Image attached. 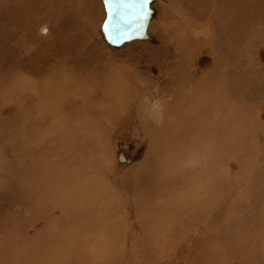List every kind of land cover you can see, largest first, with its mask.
Listing matches in <instances>:
<instances>
[{"label":"rangeland","instance_id":"rangeland-1","mask_svg":"<svg viewBox=\"0 0 264 264\" xmlns=\"http://www.w3.org/2000/svg\"><path fill=\"white\" fill-rule=\"evenodd\" d=\"M164 1L209 31L107 47L94 0H0V94L3 71L17 83L0 95V264H264V0ZM48 67L82 128L47 114ZM142 97L163 117H137Z\"/></svg>","mask_w":264,"mask_h":264},{"label":"bare ground","instance_id":"bare-ground-1","mask_svg":"<svg viewBox=\"0 0 264 264\" xmlns=\"http://www.w3.org/2000/svg\"><path fill=\"white\" fill-rule=\"evenodd\" d=\"M95 1V4H96V7H97V21L96 23L98 24L99 26V33L98 35L101 36V39L103 41V43L107 46V47H112V45H109V43H107L106 41V36L108 35L110 29H114L116 28V25L113 23V17L110 15V16H107V11L105 9V4H104V1L103 0H94ZM128 2V0H127ZM129 2L132 4H134V7H136L137 5V2H139L138 0H129ZM145 3V7L143 8V11H142V16H141V23L137 26H135L133 28V30H131V32H129V39L123 41L119 46L118 48H124V47H128V46H133V45H141L142 48H144L145 50L149 49L150 48V51H154V52H160L162 53L164 50H166L167 47H173V50L176 51L177 50V47H176V44L175 42L178 41V39L180 38V36H182L183 33H186V35L188 33H192V30H195V28L199 29L200 31H206L208 32L209 31V26H207L206 23H199V22H195L193 20H191L190 18H186V16L182 15L181 12L179 10H177L175 8V6L173 5L174 9H172V5L169 7V4L166 3L164 0H146L143 1ZM169 2V1H168ZM214 2V0H213ZM219 2V1H218ZM141 3V2H140ZM176 3V2H175ZM94 4V5H95ZM174 4V3H173ZM26 5H29V0H26V3H25V6ZM163 9V11H161L160 8H158V6ZM177 5V4H176ZM142 6H143V3H142ZM170 8V9H168ZM210 8L214 9L213 6H210ZM95 9V8H94ZM180 9V8H179ZM96 11V10H95ZM139 11V9H138ZM240 11V10H238ZM237 11V12H238ZM264 11V10H263ZM162 12V13H161ZM132 17L129 18V26L132 24V23H135L136 22V19H137V14H133L131 13L130 14ZM11 16V15H10ZM213 16V10H212V13H211V18ZM4 18V17H2ZM209 18V16H208ZM213 21L211 20L210 21V24L212 23ZM92 23H95L94 21H92ZM36 20H30L28 22V29H30L28 31V33H31L32 31V28H35L36 26ZM164 24H167V27L164 25ZM209 25V24H208ZM214 25V24H213ZM121 26H125V23L124 21H122L121 23ZM207 26V27H206ZM206 27V28H205ZM205 28V29H204ZM42 33H48L49 30H48V26L47 25H42V27L40 28ZM46 29V30H45ZM97 29V28H96ZM203 29V30H201ZM45 30V32H44ZM95 30V29H94ZM97 33L98 31L95 30ZM7 32V31H6ZM95 32V33H96ZM96 33V34H97ZM33 37V36H32ZM189 37V36H187ZM186 37V38H187ZM12 38V37H11ZM133 38V39H132ZM8 39V37H7ZM6 40V39H4ZM11 40V39H10ZM188 40V39H187ZM100 41V40H98ZM101 41V42H102ZM180 41V40H179ZM185 41V40H184ZM190 41V40H189ZM7 42V41H6ZM31 42V41H30ZM100 42V43H101ZM188 42V41H187ZM62 44H60V49L61 50H69V51H72L74 49H77V50H84L85 49V46L86 45H82L79 40L77 39H72V40H63L61 42ZM180 43V42H179ZM31 45V44H30ZM156 47L159 46V48L155 49L153 48V46ZM175 45V46H174ZM187 46H189V44L187 43ZM197 46V45H196ZM5 47V46H4ZM260 47V46H259ZM263 47V45H262ZM261 47V48H262ZM256 48V47H255ZM264 48V47H263ZM5 49V48H4ZM260 49V48H258ZM257 49V50H258ZM60 50V51H61ZM168 50V49H167ZM201 50V49H200ZM59 51V50H58ZM82 52H85V51H82ZM113 53V52H112ZM260 54V53H259ZM41 55V54H40ZM57 55V54H55ZM216 55V54H215ZM214 55V56H215ZM264 55V49L261 50V56ZM42 56V55H41ZM192 56V55H191ZM190 56V57H191ZM259 56V55H258ZM257 56V57H258ZM108 57V56H107ZM178 57V56H177ZM264 57V56H263ZM14 58V57H13ZM193 58V56H192ZM7 59V58H5ZM11 59V58H10ZM110 59V58H109ZM9 60V59H8ZM61 60V59H60ZM182 60V59H181ZM181 60L178 58L177 60H174V59H171L169 62H168V65H167V68L169 70H172V67H176V66H180L179 63H181ZM261 60H263V58H261ZM109 61V60H108ZM6 62V61H5ZM82 61H80L78 59V66L79 64L81 63ZM19 63L21 64V66H24L26 71L31 74V75H34L35 72H36V68L34 67V65L30 62L27 63V64H24L23 62H20ZM177 63L179 65H177ZM183 63V62H182ZM53 65V64H52ZM51 65V66H52ZM54 66V65H53ZM204 66V64H203ZM205 67V66H204ZM108 68V67H107ZM206 68V67H205ZM228 68V67H227ZM49 70L53 71V69H51L50 67H48ZM59 69V68H57ZM66 70H68L69 72H72L74 73V71L72 70V67L68 65V67H65ZM94 69V68H93ZM20 70V69H18ZM9 71H13V69H10ZM21 71V70H20ZM50 71V72H51ZM60 71V70H59ZM43 72H46V70L44 69ZM9 73V72H8ZM23 73V72H22ZM48 73V70L47 72ZM58 73L57 71H53V75H51V77H47V80H46V86L45 88L43 89V87L41 88V91L44 95V97L42 99L45 100L46 102V105L48 106L49 108V111L47 114L53 116V118H56L54 117V115L56 114H64V112L66 113L67 116H70L69 118L71 120H77V121H80L77 123V126L78 125H81L79 128H82L83 124H85L86 122H84L86 119H79L80 116L74 114V110H75V106H76V95L73 93L74 91V88H76V86L71 83L69 84V79H67L66 77H64L63 75L62 76H58ZM139 73V72H138ZM2 84H1V94L0 95H4L5 93H8L6 92L7 90V87H10L12 88L13 85L17 84V83H11L9 84L10 82V79L7 77L9 75H5V72L3 71L2 72ZM17 74V73H16ZM20 74V73H19ZM18 74V75H19ZM27 74V73H26ZM44 74V73H43ZM133 74V73H132ZM14 75V73L12 74ZM79 75H81L80 73H77V74H74V76L77 78ZM203 76V75H202ZM12 77V76H11ZM10 77V78H11ZM133 77V76H132ZM210 78V77H208ZM213 78V77H212ZM26 79V78H24ZM29 79V78H28ZM34 79V78H33ZM128 79V78H127ZM215 79V78H213ZM22 80V79H21ZM191 80V79H189ZM197 80V79H196ZM35 81V79H34ZM193 81V80H192ZM213 83V80H211ZM217 81V80H216ZM223 82V81H222ZM34 83L36 82H33L31 84V86L35 85ZM38 83V82H37ZM41 84V82H39ZM198 83H199V80H198ZM197 83V84H198ZM21 85V84H20ZM42 85V84H41ZM138 85V84H137ZM7 86V87H6ZM25 86V85H24ZM19 87V85H18ZM17 87V88H18ZM34 87V86H33ZM20 88V87H19ZM43 89V90H42ZM71 89V90H70ZM77 89V88H76ZM9 90H13L12 89H9ZM22 90V89H20ZM190 90V89H189ZM28 91L25 90V92ZM12 93V92H11ZM181 93V92H180ZM192 94V91L190 92H187V91H184V95L186 96V94ZM22 94V92H21ZM28 95V94H27ZM31 95V94H30ZM38 95V93H37ZM36 95V96H37ZM182 95V94H181ZM33 96V95H32ZM39 96V95H38ZM134 96V95H133ZM140 96H142L140 94ZM4 97V96H3ZM25 97V96H24ZM23 97V98H24ZM29 97V96H28ZM22 98V99H23ZM30 98V97H29ZM131 103L132 104H135L134 102V99L133 97H131ZM150 98V97H149ZM20 99V97H19ZM18 99V103H20L21 101ZM25 99V98H24ZM38 99V97H37ZM40 99V98H39ZM38 99V100H39ZM141 99V101L139 102V106L137 107L138 109H134L136 111V116L139 117L142 121H150V118L154 119V118H162L163 116L161 115L160 113V106L158 105V103H156L157 101H153L154 103H148V101L146 99H144L143 97L142 98H139ZM130 100V99H129ZM138 101V99H137ZM201 101V100H200ZM38 103V102H36ZM36 105V104H35ZM79 105V104H78ZM19 107V105H18ZM38 106H36L37 108ZM21 108V107H20ZM41 108V107H40ZM136 108V107H135ZM39 109V107H38ZM44 109V108H43ZM133 109V108H132ZM47 110V109H45ZM131 110V109H129ZM260 111L259 112V116L263 119L264 118V107H262V109H259ZM63 111V112H62ZM46 112V111H45ZM132 112V111H130ZM38 114V113H37ZM186 114V113H184ZM257 114V113H256ZM65 115V114H64ZM131 115V114H130ZM62 116V115H61ZM66 117V116H65ZM131 117V116H130ZM187 117V116H186ZM191 117L193 118H190L192 120H196L198 117H193V115H191ZM158 118V119H160ZM257 118H258V115H257ZM164 119H166V115H164ZM64 120V119H63ZM62 120V121H63ZM139 120V121H141ZM44 121V120H43ZM165 121V120H164ZM152 123V122H151ZM157 123V121H156ZM76 126V125H75ZM76 126V127H77ZM259 126V125H258ZM249 127V126H248ZM246 130V129H245ZM245 132V131H244ZM243 133V132H242ZM249 133V132H248ZM246 132V134H248ZM244 134V133H243ZM255 149V148H254ZM48 193V192H47ZM51 193V191H50ZM263 224V223H262ZM257 226V225H256ZM263 232V231H262ZM262 235V234H261ZM257 236V235H256ZM257 239V238H256ZM237 241V240H236ZM233 242V241H232ZM234 243V242H233ZM243 244V243H242ZM241 245V244H240ZM261 246V245H260ZM242 247V245H241ZM240 247V248H241ZM246 248V247H245ZM239 249V248H238ZM240 251V250H239ZM238 251V252H239ZM253 252V251H252ZM245 253V252H244ZM250 258V257H249ZM245 263V262H244ZM257 263V262H256Z\"/></svg>","mask_w":264,"mask_h":264},{"label":"water","instance_id":"water-1","mask_svg":"<svg viewBox=\"0 0 264 264\" xmlns=\"http://www.w3.org/2000/svg\"><path fill=\"white\" fill-rule=\"evenodd\" d=\"M105 4V9L107 11V16L113 17V23L116 25V28L108 30L109 33L106 36V41L109 45L119 46L123 41L129 39V32L133 28L141 23V16L143 8L145 7L146 0H138L136 7L129 0H103ZM141 2V3H140ZM143 3V6H142ZM139 9V11H138ZM131 13L137 14V19L135 23H132L129 26V18L132 16ZM122 21H124L125 26H121Z\"/></svg>","mask_w":264,"mask_h":264},{"label":"snow or ice","instance_id":"snow-or-ice-1","mask_svg":"<svg viewBox=\"0 0 264 264\" xmlns=\"http://www.w3.org/2000/svg\"><path fill=\"white\" fill-rule=\"evenodd\" d=\"M121 2H123V0H121Z\"/></svg>","mask_w":264,"mask_h":264}]
</instances>
